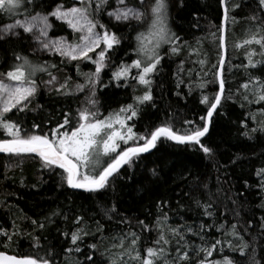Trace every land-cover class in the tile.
<instances>
[{"label":"snow or ice","instance_id":"snow-or-ice-1","mask_svg":"<svg viewBox=\"0 0 264 264\" xmlns=\"http://www.w3.org/2000/svg\"><path fill=\"white\" fill-rule=\"evenodd\" d=\"M174 2L184 7V0ZM217 3L221 12L217 28L218 60L207 67V59H200L201 71L188 85L189 95L193 89L200 90L198 103L203 109L192 118L183 119L180 127L168 119L138 132L136 121L144 107H156L153 88L162 61L169 53L177 55L184 43L169 23L173 0H73L71 4L67 0H0V16L7 18V22L0 21V51L5 54L4 63L0 65V153L36 159L42 172L59 177L60 188L99 194L115 190L117 180L132 181L141 166L150 177L159 178L160 169L148 168L147 159L164 142L185 146L213 161L216 151L207 142L210 128L217 117L227 115L226 103L235 102L237 96L242 97V108L260 105L257 111H249L239 121L241 135L252 140L258 138L257 134H264V0H217ZM243 8L248 9L244 18L250 26L245 38L235 43L234 48L244 50L246 63L242 61L228 67V28L236 22L235 12ZM197 20L194 14L193 27L199 26ZM121 26L130 33L121 34ZM65 29L70 30L69 35H53ZM125 40L133 58L116 64L105 83L102 73L112 68V57ZM85 62L94 65V70L82 72L80 65ZM69 67L82 82L74 81L65 71ZM232 68L246 73V79L235 91L225 75ZM183 83L180 78L176 87L180 88ZM213 85L215 90L209 92ZM109 87H132L137 94L131 97L130 103L104 115L97 91ZM42 90L55 97H72L83 92L87 95L75 112L71 108L61 109L58 114L43 115L39 121L33 120L25 126L18 114L43 113L45 106L36 102ZM176 95L181 93L177 91ZM249 120L255 127L249 126ZM188 175L181 173L179 178L187 181ZM254 175L256 184L246 180L244 186L259 189L262 198L258 206L264 208V166L257 168ZM150 187L151 181L143 191L147 192ZM202 188L207 189L208 185L197 178L190 184L189 191L181 194V198L192 199L202 210L200 214L208 218L198 224L179 221L170 224L167 210L171 202L163 196L155 204L159 213L155 223L139 217L129 218L115 203L106 207L104 215L109 220L118 218L129 230L113 237L111 248L104 247L103 251L102 241L87 242L88 237L95 240L96 234L103 232V226L97 222L94 233L86 226L83 215L69 217L57 209L42 221L31 220V224L42 231L49 224H55L56 217L70 220L68 227L57 230L63 243L69 245L62 251L84 256L78 264H236L232 257L224 254L225 249L247 257L248 264H264V216L255 223L251 218L241 222L237 209L242 207L238 201L244 192L229 198L234 208L225 206V211L221 212L210 197L202 202L194 195ZM177 204L182 207L179 201ZM229 211L236 222L228 221ZM221 217L227 221V227L219 222ZM132 219L139 231L131 227ZM180 219L183 220V216ZM257 229V235L252 236ZM153 231L156 238L150 241V246H142L144 234L151 235ZM18 234V231L10 233L0 228V236L6 241L3 247L9 249ZM245 236L250 239L246 240ZM258 238L259 257L256 255ZM32 240L35 253L10 254L0 250V264H57L55 245H42L40 235L32 236ZM216 255L221 258L217 259Z\"/></svg>","mask_w":264,"mask_h":264},{"label":"trees","instance_id":"trees-1","mask_svg":"<svg viewBox=\"0 0 264 264\" xmlns=\"http://www.w3.org/2000/svg\"><path fill=\"white\" fill-rule=\"evenodd\" d=\"M73 0H67L71 4ZM247 2V0H245ZM248 13L247 8L238 9L235 12L236 22L231 23L228 28L227 45L228 56L231 65H238L244 60V50H237L234 44L245 38V33L249 28V21L244 17ZM194 14L198 17L196 21L198 27H193ZM0 21L7 22V18L0 16ZM170 26L184 42L177 55L170 53L165 56L161 64V71L156 77L153 88L156 107L145 106L143 113L136 121V131L144 132L155 124L163 120L172 119L177 127H180L183 119L192 118L193 114L203 109L199 105V89H193L189 95V82L197 79V73L201 71L200 59H207V67L218 60V26L221 23V12L218 8L217 0H184V7H179L173 0L170 9ZM70 30H57L53 35H69ZM123 35H128L130 30L120 27ZM213 33L216 35L214 36ZM2 47H11L3 45ZM19 47V46H17ZM128 52L129 55H125ZM130 49L128 41L125 40L122 46L113 55V65L111 69H105L102 79L107 83L111 77V71L115 65L121 61H130ZM52 59H58L53 57ZM5 54L0 51V65L4 63ZM182 67V71L180 70ZM82 72L94 70V65L82 63ZM73 76L74 81L82 82V78L76 76L75 70L71 67L65 69ZM179 73V76L177 75ZM202 75V73H201ZM228 82L232 91H235L246 79V73L242 69L232 68L226 72ZM44 78H47L46 76ZM182 78L185 83L176 87L178 80ZM215 86H210L208 91H214ZM181 93L180 96L176 92ZM137 93L132 87H109L100 88L97 91V98L100 103V111L104 115L118 109L121 105L131 102V97ZM87 92L78 93L72 97L49 96L43 92L37 98L38 103L45 106L44 112L20 113L19 119L24 121L25 126L30 125L33 120L39 121L41 116L49 113H59L61 109H69L73 112L81 106L85 100ZM242 97L237 96L235 102L229 100L225 105L226 116L216 118L215 124L210 128L207 142L215 148L216 155L213 161L203 157L202 153L195 152L185 146H176L170 142H164L154 150V155L148 156V168L158 167L160 169L159 178L150 177L147 172L137 168L138 173L132 181L120 179L116 181L115 190L109 189L107 192L99 194H89L71 189L60 188L59 177L49 175L47 171H41L39 162L28 156L16 157L11 155L0 156V228H6L10 233L18 231L14 236L12 245L5 249L6 243L3 236H0V250H6L10 254H33L36 249L32 248V236L40 235L41 244L46 246L55 245L58 253L57 264H78L84 260V256L79 253H66L63 248L69 245L63 243V238L59 237L58 228L64 229L71 221H65L63 216L54 218L55 224H49L45 230L36 229L31 224V220H44L52 210H61L69 217L80 214L85 217L86 226L94 233L97 222L103 226V232L96 234V239L87 238L88 243H101V251L104 247L111 248L113 237L119 236L121 232H127L129 226L119 223L118 218L109 220L104 215V209L113 203L117 204L121 213L129 218L139 217L155 223V218L159 214L155 207L159 197H166L170 202L168 209L169 223L187 222L189 224L199 223L207 220L202 216L201 209H198L193 200L187 196L181 198V194L189 191V186L194 179L204 180L208 188L201 189L194 195L201 201L209 197L217 204L221 212L225 211V206L232 209L235 206L229 198H235L238 192H244L238 204L242 205L237 210L240 212V220L253 219L254 223L264 216V208L259 207L262 194L259 189L253 187L246 189L244 182L256 184L254 172L257 168L264 166V134H257L258 138L252 140L241 135L239 121L244 119L249 111H257L260 105H245L240 107ZM34 106V105H33ZM16 119L17 117H13ZM250 127H255L252 121H247ZM47 127H45V131ZM181 173L188 175L187 181H182ZM151 181L150 189L145 192L143 187ZM36 185V187H33ZM177 201L182 207H178ZM183 216V220L180 217ZM228 221L236 222V218L229 211ZM211 223V221H209ZM227 221L220 218V221ZM131 227L139 231L136 227L135 219H132ZM259 229L252 233L256 236ZM31 233V235H29ZM217 237L219 233H215ZM47 237V239H44ZM156 238V232L151 235L145 233L142 239V246H150V241ZM211 238V237H210ZM195 239V238H194ZM245 239H250L245 236ZM199 243V241H196ZM83 247V246H82ZM115 251V249H113ZM43 255V252L40 253ZM226 255L232 257L236 264H248L247 257H241L238 252H231L225 249ZM98 255V254H97ZM257 257L260 255V241L257 239ZM216 258H221L216 255Z\"/></svg>","mask_w":264,"mask_h":264},{"label":"water","instance_id":"water-1","mask_svg":"<svg viewBox=\"0 0 264 264\" xmlns=\"http://www.w3.org/2000/svg\"><path fill=\"white\" fill-rule=\"evenodd\" d=\"M4 155H6V154L0 153V156H4ZM79 192H81V191H79Z\"/></svg>","mask_w":264,"mask_h":264},{"label":"rangeland","instance_id":"rangeland-1","mask_svg":"<svg viewBox=\"0 0 264 264\" xmlns=\"http://www.w3.org/2000/svg\"><path fill=\"white\" fill-rule=\"evenodd\" d=\"M46 79V78H45Z\"/></svg>","mask_w":264,"mask_h":264}]
</instances>
